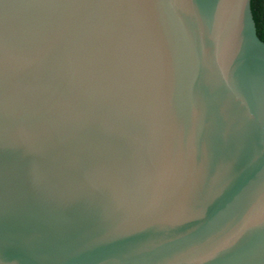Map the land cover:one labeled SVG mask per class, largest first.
I'll return each mask as SVG.
<instances>
[{"label":"water","instance_id":"1","mask_svg":"<svg viewBox=\"0 0 264 264\" xmlns=\"http://www.w3.org/2000/svg\"><path fill=\"white\" fill-rule=\"evenodd\" d=\"M40 2L0 0V264H132L159 236L191 264H264L251 0H49L92 15L38 32ZM232 88L252 119L221 179Z\"/></svg>","mask_w":264,"mask_h":264},{"label":"clouds","instance_id":"2","mask_svg":"<svg viewBox=\"0 0 264 264\" xmlns=\"http://www.w3.org/2000/svg\"><path fill=\"white\" fill-rule=\"evenodd\" d=\"M34 15L38 21L37 31L43 32L50 29L68 19L77 15H92V13H80L78 6L68 4L51 3L49 0H41L40 3L34 5ZM8 44L0 45V54L7 60ZM15 59V56H13ZM235 106L234 112L221 109L225 120L232 127L233 140L221 144L212 141V148L216 152V168L217 174L221 179L229 176L234 166L242 164L246 158V149L243 141L242 133L247 128L249 121L252 119V113L248 110L247 101L237 88H232L226 108L231 110ZM202 115L201 112L196 114L198 119ZM229 128L225 127L222 135L228 134ZM179 219H174L170 223H179ZM171 238L167 236H159L148 239L144 242L133 246L129 251V257L132 264H191L193 257L188 251L172 252L170 248ZM171 252V254H169Z\"/></svg>","mask_w":264,"mask_h":264},{"label":"trees","instance_id":"3","mask_svg":"<svg viewBox=\"0 0 264 264\" xmlns=\"http://www.w3.org/2000/svg\"><path fill=\"white\" fill-rule=\"evenodd\" d=\"M250 8L257 35L264 42V0H251Z\"/></svg>","mask_w":264,"mask_h":264}]
</instances>
